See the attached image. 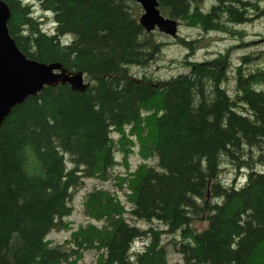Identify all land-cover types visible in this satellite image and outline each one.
<instances>
[{
    "label": "trees",
    "instance_id": "1",
    "mask_svg": "<svg viewBox=\"0 0 264 264\" xmlns=\"http://www.w3.org/2000/svg\"><path fill=\"white\" fill-rule=\"evenodd\" d=\"M4 1L20 50L81 70L89 84L45 85L1 123L0 264H76L90 248L98 264H169V249L180 254L175 264H264L260 51L242 54L230 72L227 50L189 59L202 38L178 35L190 50L177 59L182 71L137 74L133 67L158 58L168 40L140 23L136 0ZM260 1L158 0V8L179 24L239 32L263 13ZM34 2L50 13V28ZM135 145L141 158L124 178L130 206L95 187L84 210L101 226L80 225L67 245L49 239L72 212L73 189L85 177L106 179L116 153ZM227 165L237 179L222 178Z\"/></svg>",
    "mask_w": 264,
    "mask_h": 264
},
{
    "label": "rangeland",
    "instance_id": "2",
    "mask_svg": "<svg viewBox=\"0 0 264 264\" xmlns=\"http://www.w3.org/2000/svg\"><path fill=\"white\" fill-rule=\"evenodd\" d=\"M204 2V1H203ZM264 6V0L260 1ZM34 13L44 20L43 26L45 28H50L52 23L50 22V13L42 10L38 2L33 3ZM139 7H135L134 12L137 16L142 12ZM157 28V27H156ZM239 32H231L227 30H217V31H204L198 26H186L184 24L177 23L175 34H170L164 32L160 35L165 40H168L161 52L159 57L151 61L147 66L140 67L134 66L133 72L139 74L142 71L151 72L159 77H166L171 74H175L183 70V66L178 63L179 58H182L184 54L188 51V46L177 40L178 35L184 36L186 39H195L201 37L202 39L197 41V45L193 47L190 51L192 57L189 59H203L210 58L217 51L227 50L230 57L229 70L232 71L233 64L240 62V57L244 53H261L258 63H264V11L262 14H253L252 18L240 23L239 26L236 25ZM235 27L233 30L236 29ZM157 30H159L157 28ZM232 74V73H231ZM134 151L124 157V155L119 151L116 153L118 162L115 166L110 169L109 175L106 179H100L96 177H85L82 182L73 189V194L71 197L72 212L70 215L65 217L63 220L65 224L61 227H55L48 233L49 239L54 242H61L64 245L70 244L67 239L70 237L71 232L78 228L80 225H85L86 223H92L96 227L101 226V221L95 220L88 216L84 210V199L86 193L94 189L95 187H101L110 190L115 193L120 200H122L127 207H129L128 200V182L125 177L133 173L136 164L141 158L138 152V145H135ZM258 167L264 168V163H259ZM222 178L230 181L234 178L236 169L227 165L223 168ZM239 175H235L237 179ZM243 180V177H240ZM126 216L131 222L139 224L141 226L147 225V222L140 219L133 218L130 213H126ZM156 223V222H155ZM202 225L198 220L195 222ZM165 238L166 236L163 235ZM140 240H137L134 246H140ZM169 264H175L179 261L180 254L169 249L168 253ZM98 257L96 249L90 248L82 251L81 257L76 258V264H98Z\"/></svg>",
    "mask_w": 264,
    "mask_h": 264
},
{
    "label": "water",
    "instance_id": "3",
    "mask_svg": "<svg viewBox=\"0 0 264 264\" xmlns=\"http://www.w3.org/2000/svg\"><path fill=\"white\" fill-rule=\"evenodd\" d=\"M136 1L143 9L138 19L146 29L157 26L161 31L175 34L177 21L160 12L158 0ZM9 16V5L0 0V126L12 106L36 94L45 85L67 82L74 89L84 90L89 84L81 70L71 71L57 61L28 57L9 32Z\"/></svg>",
    "mask_w": 264,
    "mask_h": 264
}]
</instances>
